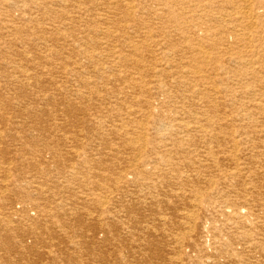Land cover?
<instances>
[{"label":"bare ground","instance_id":"bare-ground-1","mask_svg":"<svg viewBox=\"0 0 264 264\" xmlns=\"http://www.w3.org/2000/svg\"><path fill=\"white\" fill-rule=\"evenodd\" d=\"M1 137L0 264H264V0H0Z\"/></svg>","mask_w":264,"mask_h":264},{"label":"rangeland","instance_id":"rangeland-1","mask_svg":"<svg viewBox=\"0 0 264 264\" xmlns=\"http://www.w3.org/2000/svg\"><path fill=\"white\" fill-rule=\"evenodd\" d=\"M1 138H3V139H0V142L2 141V143H0V149H1V146H3L2 148H4V149H1L0 151H2L3 153H7V152H9L10 154H13V152H16V150H17V148L15 147V146H13L12 145V143H11V141H10V139H8L7 137H1ZM7 138V139H6ZM5 142H7V144L5 143ZM7 149H6V148ZM8 147H13L14 149H15V151H14V149L12 148H8ZM11 151H13L12 153H11ZM1 152V153H2ZM0 161L1 162H4V160L3 159H0ZM97 214H99V213H97ZM94 218H96V216H95V214H94ZM147 218V217H146ZM145 218V219H146ZM96 222V219L95 220H92L91 222ZM16 224V223H15ZM17 225V224H16ZM16 228V227H15Z\"/></svg>","mask_w":264,"mask_h":264}]
</instances>
